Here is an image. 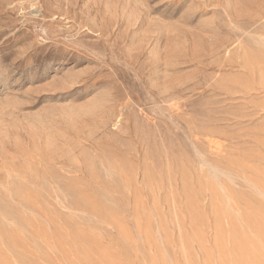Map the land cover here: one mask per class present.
Instances as JSON below:
<instances>
[{"label":"rangeland","instance_id":"rangeland-1","mask_svg":"<svg viewBox=\"0 0 264 264\" xmlns=\"http://www.w3.org/2000/svg\"><path fill=\"white\" fill-rule=\"evenodd\" d=\"M0 264H264V0H0Z\"/></svg>","mask_w":264,"mask_h":264},{"label":"bare ground","instance_id":"bare-ground-1","mask_svg":"<svg viewBox=\"0 0 264 264\" xmlns=\"http://www.w3.org/2000/svg\"><path fill=\"white\" fill-rule=\"evenodd\" d=\"M163 61V60H162ZM76 113V112H75ZM71 116V115H70ZM40 122V121H39ZM39 127V126H38ZM50 131H52V130H50Z\"/></svg>","mask_w":264,"mask_h":264}]
</instances>
